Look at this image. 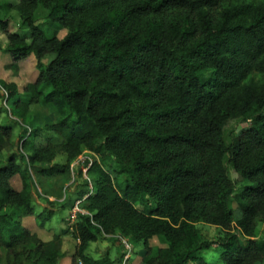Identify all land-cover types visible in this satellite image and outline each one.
I'll return each mask as SVG.
<instances>
[{
    "label": "trees",
    "instance_id": "1",
    "mask_svg": "<svg viewBox=\"0 0 264 264\" xmlns=\"http://www.w3.org/2000/svg\"><path fill=\"white\" fill-rule=\"evenodd\" d=\"M39 7L57 26L50 36L36 22ZM11 10L26 34L9 31ZM0 30L5 67L16 74L33 56L37 70L22 88L0 78V98L21 119L39 103L55 114L24 128L20 152L0 162L3 264H58L60 236L43 240L23 219L43 227L51 218L52 210L36 212L32 187L47 198L46 178L67 175L83 150L114 164L91 160L75 192L83 212L70 227L71 264H115L86 251L117 233L142 244L143 264H207L195 255L211 245L200 240V222L225 231L223 264H264V237L255 238L264 224V0H0ZM236 119L248 126L226 142ZM12 131L0 124V152ZM59 155L64 163L51 164ZM226 163L249 182L235 194L237 220ZM153 237L165 245L149 246Z\"/></svg>",
    "mask_w": 264,
    "mask_h": 264
},
{
    "label": "rangeland",
    "instance_id": "2",
    "mask_svg": "<svg viewBox=\"0 0 264 264\" xmlns=\"http://www.w3.org/2000/svg\"><path fill=\"white\" fill-rule=\"evenodd\" d=\"M8 1V0H1ZM9 18V31H15L21 34H26L27 30L20 24V18L16 11L11 10L7 13ZM36 22L44 28L46 34L50 36L53 31L57 29L56 25H48V18L46 11L39 7L36 11ZM59 37L64 35V31L59 32ZM7 44L6 35L0 30V78L6 82L15 81L19 87L22 88L26 83L33 81L37 75L35 68V59L29 56L19 62V69L15 74L13 70L5 67L10 61L8 53H5L4 48ZM51 59L47 56L43 59L47 63ZM25 99V96L23 95ZM11 107V101H5L0 98V124L12 126L11 145L0 152V162L7 160L9 154L19 153V141L24 128H33L43 126L55 120V114L52 108L44 103L34 104L29 107L28 114L24 119H21ZM248 126L246 121L231 120L225 126V140L230 141L232 134H239ZM45 134V133H43ZM93 159L101 161V165L108 169L114 164L111 157H106L102 160L98 155L88 150L78 156L76 160L71 163L70 172L64 176L56 178H46L44 189L49 192V196L44 198L41 189L37 186L32 187L33 192V206L36 212L39 213L43 209L52 210L53 214L47 220L43 227H38L33 216H28L23 219L24 225L34 231L41 239L49 240L52 235H59L61 243V258L58 264H71V255L74 252L76 240L71 236L70 227L76 220L77 214L83 212L81 209V201L77 200L76 191L80 190L87 178L86 171L89 167V162ZM65 156L59 155L51 161L53 163H64ZM24 161V160H23ZM20 165H25L21 160L18 161ZM88 163V164H87ZM229 176L234 181V192L231 195L229 205L233 211L234 219L240 217V209L235 199V194L239 193L246 185L249 184L246 180H241L238 174L226 163ZM118 175V174H117ZM116 182L122 184L125 179V174H120L116 177ZM14 188L20 187V178L14 176L11 180ZM90 185V184H89ZM48 201H53L52 203ZM154 206L153 203L146 206V210ZM137 209L144 210V205H136ZM199 237L201 241H208L211 245L208 249L201 250L195 255H200L207 264H223L220 254L223 251L222 238L225 231L217 226L196 223ZM239 237L242 245L246 244L247 238L239 234L235 229L232 230ZM264 237V224L258 226L256 237ZM149 246H164L165 242L161 237H153L149 240ZM143 251L142 244L135 245L128 238L117 233L114 235H100L97 241L92 242L87 249V254L93 258H100L108 254L115 264H143L141 262V253ZM5 250L0 248V261L4 263ZM23 264H28L24 262ZM189 264H194L190 262Z\"/></svg>",
    "mask_w": 264,
    "mask_h": 264
},
{
    "label": "built area",
    "instance_id": "3",
    "mask_svg": "<svg viewBox=\"0 0 264 264\" xmlns=\"http://www.w3.org/2000/svg\"><path fill=\"white\" fill-rule=\"evenodd\" d=\"M89 188H90V191L92 190V186H91V184L89 185Z\"/></svg>",
    "mask_w": 264,
    "mask_h": 264
}]
</instances>
